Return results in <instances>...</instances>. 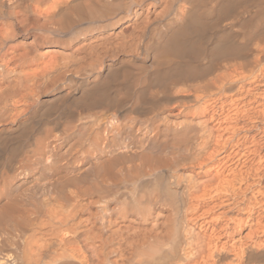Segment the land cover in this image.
Returning <instances> with one entry per match:
<instances>
[{"label": "bare ground", "instance_id": "6f19581e", "mask_svg": "<svg viewBox=\"0 0 264 264\" xmlns=\"http://www.w3.org/2000/svg\"><path fill=\"white\" fill-rule=\"evenodd\" d=\"M0 264H264V0H0Z\"/></svg>", "mask_w": 264, "mask_h": 264}]
</instances>
